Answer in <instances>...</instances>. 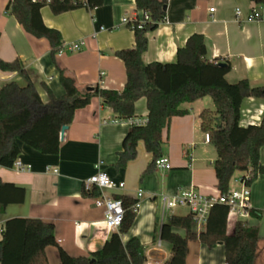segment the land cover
<instances>
[{
    "label": "crops",
    "instance_id": "0c3cea01",
    "mask_svg": "<svg viewBox=\"0 0 264 264\" xmlns=\"http://www.w3.org/2000/svg\"><path fill=\"white\" fill-rule=\"evenodd\" d=\"M9 1L0 0V57L7 62L17 59L23 62L44 103L48 101V94L43 86L56 97L65 94L60 82L62 70L74 77L80 91L95 86L104 90L125 89L127 72L116 52L135 47L134 32L122 21L139 15L135 0H103V5L93 10L83 7L59 15L48 5L44 6L40 11L44 24L63 37V51L55 56L47 39L27 33L15 17L6 13ZM236 8L242 10L239 20L235 16ZM256 8L264 9L251 0H167L165 20L147 34L148 49L143 54V62H174L178 48L193 34H200L206 41L208 60L231 64V71L226 75L229 83L247 79L253 87L264 86V11L261 21L248 20ZM78 41L84 43L83 47L69 52L68 46ZM13 80L20 81L16 72L0 70V87ZM210 99L208 96L181 105L186 114L172 118L163 134L164 156L177 167L167 171L155 169L147 176L143 173L152 155L147 153L143 142L138 144L135 160L124 168L117 166L123 140L132 126L121 119L104 124L118 118L99 97L75 111L58 154L42 155L20 144L22 152L18 160L30 166V171L0 167V179L24 189L26 199L23 204L0 208V240L8 220L24 217L52 223L57 243L72 257L89 256L102 249L111 234L118 230L105 228L104 209L95 206L94 198L83 195V182L96 173L95 165L103 161V169L110 178L125 183L124 189L112 193L114 197L127 196L135 200L139 188L145 192L136 221L123 236V242L138 238L144 248L146 264H165L172 248L160 238L161 227L171 216H186L190 211L180 207L164 212L160 196L184 189H195L206 196L219 193L213 167L216 151L206 142L200 121L203 110L215 108ZM136 105L134 116L146 117V100L142 98ZM263 115L264 99L245 98L239 125L243 128L258 126ZM199 151L201 155H197ZM184 155L187 162L183 160ZM204 155L211 157L205 159ZM260 162L264 165V146L260 149ZM48 168L57 169L58 173L47 171ZM241 175L236 173L233 178ZM232 183L233 179L230 186ZM250 190V212L253 210L260 217L250 214L243 221L258 229L254 264H264V175L252 183ZM235 225H227L228 234L234 232ZM179 233L185 234L183 230ZM159 240L161 248H158ZM46 256L49 264H59L56 247H48ZM186 264H226L224 245L209 248L199 240H192L188 243Z\"/></svg>",
    "mask_w": 264,
    "mask_h": 264
},
{
    "label": "trees",
    "instance_id": "16d2710c",
    "mask_svg": "<svg viewBox=\"0 0 264 264\" xmlns=\"http://www.w3.org/2000/svg\"><path fill=\"white\" fill-rule=\"evenodd\" d=\"M264 7V0H251ZM6 13L15 17L24 30L36 38H45L51 45L52 56L64 47L60 32L48 28L42 20L41 9L49 6L55 15L79 8L93 10L103 5V0H10ZM136 8L148 12L150 22L138 27L139 21L128 23L134 32L135 47L116 52L125 66L126 84L122 91L104 90L99 86L80 91L73 76L60 71V82L65 94L56 97L43 86L48 94L44 103L20 60L4 61L0 57V70L16 72L20 81L13 80L0 87V167L13 168L24 144L42 155H56L61 147V131L68 127L76 110L89 105L99 97L118 119L126 120L135 115L136 103L144 98L148 110V123L132 127L124 138L117 166L124 168L136 159L138 144L143 142L152 161L143 173L147 176L156 169L155 160L164 156L165 139L174 117L184 116V103H192L210 97L214 110L205 109L200 114L201 129L209 136V144L216 151L214 171L216 189L224 194L236 173H249V186L260 175L264 165L260 162V149L264 146V115L260 125H239L241 104L245 98L264 99V86L253 87L247 79L231 84L226 75L231 71L229 62L208 60V49L203 35L193 34L183 47L178 48L176 60L170 63L143 62L148 49L149 32L155 31L165 20L164 7L167 0H135ZM86 197L96 198L97 190L83 191ZM123 203L124 220L117 232L105 242L102 249L89 256L72 257L59 246L55 238V227L41 219L14 218L6 222L0 240V264H49L46 249L56 247L59 264H146L144 248L136 237L123 242L137 212L133 209L136 200L127 196H115ZM26 192L22 188L0 179V208L11 204H23ZM229 209L214 204L204 231L197 235L193 229V215L171 216L161 227L160 238L168 242L172 254L165 264H186L188 243L199 240L202 245L214 248L223 244L226 264H254L259 242L258 229L238 221L232 234L227 233ZM251 215L260 217L253 210ZM185 232L182 236L179 231Z\"/></svg>",
    "mask_w": 264,
    "mask_h": 264
},
{
    "label": "built area",
    "instance_id": "2783aa9c",
    "mask_svg": "<svg viewBox=\"0 0 264 264\" xmlns=\"http://www.w3.org/2000/svg\"><path fill=\"white\" fill-rule=\"evenodd\" d=\"M41 1V0H33V2ZM50 0H47V2ZM213 11V9H212ZM262 11L259 9H254L249 16V21H261L262 20ZM235 16L239 20L242 17V10L236 8ZM151 16L148 12L140 11L139 15H137L133 19L123 18V23L127 26L128 23L132 21H139V28H142L144 24L150 22ZM163 22V21H162ZM104 29V28H102ZM84 43L82 41H78L72 43L68 46L67 50L69 52H77L83 47ZM63 49L59 52L61 53ZM129 125L132 127L145 126L148 123V118L146 117H138L133 116L131 118L126 119ZM117 121H105L104 124H108L110 122H118ZM206 142L209 143V136L205 135ZM13 167L19 171H30V166H25L22 164L20 160H16ZM104 162L99 161L95 165L96 173L85 180L83 182V189L87 193L93 192V190H97L99 192V196L94 198L95 206L104 209V226L108 231L118 230L124 220L125 209L123 207V203L119 199H115L112 195L113 192L117 190H122L125 188V183L120 182L117 183L110 178L107 174L106 170L103 169ZM155 167L159 170H170L172 169V165L169 159L165 156H162L155 160ZM47 171H52L54 174L58 173L57 169L48 168ZM250 176L249 173H244L240 177L233 178L234 185L230 186L229 190L224 193H217L213 196H206L195 189L190 190H179L172 194H164L161 195L159 201L162 205V209L164 212L173 210L175 208H187L190 213L193 215V224H194V232L197 235H200L207 223L210 210L214 206V204H222L229 209L228 217H227V225L230 223L237 224L238 221H243V219L247 218L250 215V197L251 190L250 186L247 184ZM145 197V192L139 188L135 194L136 205H134L133 209L137 212L141 207L142 200ZM150 198L153 199L151 196ZM162 241H158V248H161Z\"/></svg>",
    "mask_w": 264,
    "mask_h": 264
},
{
    "label": "rangeland",
    "instance_id": "374dc122",
    "mask_svg": "<svg viewBox=\"0 0 264 264\" xmlns=\"http://www.w3.org/2000/svg\"><path fill=\"white\" fill-rule=\"evenodd\" d=\"M210 100H211V99H210ZM199 147H200V146H199ZM209 150H210V149H209ZM199 154L201 155V152H200V151H199V153H197V155H199ZM184 156H185V155H184ZM186 157H187V156L183 157V158H184V159H183L184 162H187ZM209 157H211V156L204 155L203 158L206 159V158H209ZM169 161H170V163H171V165H172L173 168H174V167H177V166L174 165V163H173L172 160H169ZM208 165L211 166V165H210V162L208 163ZM233 185H234V184L232 183V186H233ZM178 211H179V212H186V210H184V209H178ZM52 264H55V262H52ZM56 264H57V262H56Z\"/></svg>",
    "mask_w": 264,
    "mask_h": 264
},
{
    "label": "water",
    "instance_id": "95a60500",
    "mask_svg": "<svg viewBox=\"0 0 264 264\" xmlns=\"http://www.w3.org/2000/svg\"><path fill=\"white\" fill-rule=\"evenodd\" d=\"M164 10L166 11V6L164 7ZM89 90H91V88H89ZM68 130V127H63L62 131H61V135H60V139L63 140L64 139V135L65 132Z\"/></svg>",
    "mask_w": 264,
    "mask_h": 264
}]
</instances>
